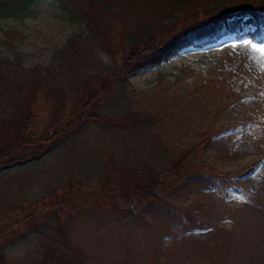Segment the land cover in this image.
Returning a JSON list of instances; mask_svg holds the SVG:
<instances>
[{
    "label": "rangeland",
    "instance_id": "374dc122",
    "mask_svg": "<svg viewBox=\"0 0 264 264\" xmlns=\"http://www.w3.org/2000/svg\"><path fill=\"white\" fill-rule=\"evenodd\" d=\"M73 5L75 0H43L23 19L0 18V59H19L26 67L54 65L67 40L86 30L84 20L73 16ZM110 8L108 1L95 0L94 16L106 19ZM131 18L119 36L108 30L115 23L105 33L114 56L96 47L103 72L121 66L118 46L128 47L130 37L143 35ZM262 44L229 34L130 71V86L110 85L100 109L113 116L143 114V124L128 132L94 125L54 153L0 172V250L7 251L9 261L37 257L39 249L28 240L33 234L22 233L55 213L50 202L60 188L77 196L96 185L109 157L121 168H158L169 154L198 145L200 158L218 174L254 165L235 178L240 191L207 189L197 179L181 181L164 196L166 202L190 206L181 221L152 202L141 207V216L138 206L80 203L66 230L84 253L76 264H264V53L257 50ZM71 102L58 96L56 105L68 109Z\"/></svg>",
    "mask_w": 264,
    "mask_h": 264
},
{
    "label": "trees",
    "instance_id": "16d2710c",
    "mask_svg": "<svg viewBox=\"0 0 264 264\" xmlns=\"http://www.w3.org/2000/svg\"><path fill=\"white\" fill-rule=\"evenodd\" d=\"M39 1L43 0H0V18L30 16L33 5ZM104 1L112 6L106 12V19L101 17L103 14L98 18L94 16L98 15L94 12L95 0H75L72 14L84 20L86 30L67 40L54 65L26 67L19 59H0V172L54 153L94 125L109 132H128L143 124V114L140 117L113 116L100 109L109 96L110 85L115 84L118 90L128 87L126 75L130 71L158 65L186 47H203L228 33L263 41L264 0ZM130 18L143 35L130 37L128 47L123 43L118 46L121 66L104 67L103 72L97 66L100 57L95 53L96 47L100 46L102 51L114 56L111 41L105 33L115 23L108 30L110 36H119L122 27L129 26ZM4 34L8 35V32ZM58 96L67 101L72 99L68 109L56 105ZM216 129L214 133L219 130ZM197 147L169 154L158 168H121L109 157L96 185L88 186L87 191H80L77 196L69 189L60 188L62 193L50 202L55 213L38 218L22 233V236L33 234L28 240L39 249L33 261L11 263L7 251L2 249L0 264L83 262L84 253L74 246L66 232L73 210L80 203L98 202L112 208L138 206L141 216V207L152 202L181 221L185 213L192 210L190 206L164 200L167 191L177 188L181 181L197 179L207 189L233 187L240 191L235 178L249 174L254 165L237 173L218 174L203 162ZM81 207L84 206L81 204ZM26 257L31 259V253Z\"/></svg>",
    "mask_w": 264,
    "mask_h": 264
},
{
    "label": "snow or ice",
    "instance_id": "6c2138e0",
    "mask_svg": "<svg viewBox=\"0 0 264 264\" xmlns=\"http://www.w3.org/2000/svg\"><path fill=\"white\" fill-rule=\"evenodd\" d=\"M245 43H247V42H245ZM253 47H254V48H257L256 45H253ZM257 50L260 51V52H262V53H264V44L260 45V46L257 48Z\"/></svg>",
    "mask_w": 264,
    "mask_h": 264
}]
</instances>
